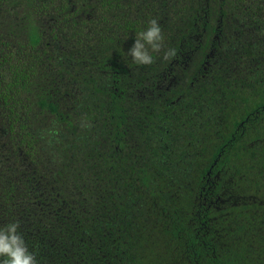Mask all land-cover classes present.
<instances>
[{
	"label": "trees",
	"instance_id": "16d2710c",
	"mask_svg": "<svg viewBox=\"0 0 264 264\" xmlns=\"http://www.w3.org/2000/svg\"><path fill=\"white\" fill-rule=\"evenodd\" d=\"M14 222L36 264H264V0H0Z\"/></svg>",
	"mask_w": 264,
	"mask_h": 264
},
{
	"label": "clouds",
	"instance_id": "9594fccd",
	"mask_svg": "<svg viewBox=\"0 0 264 264\" xmlns=\"http://www.w3.org/2000/svg\"><path fill=\"white\" fill-rule=\"evenodd\" d=\"M162 44L161 26L156 19H152L148 26L134 37L127 55L138 65H149L153 63V54L161 51ZM174 55V50H168L164 53V58ZM18 229L19 224L15 222L0 228V264H36Z\"/></svg>",
	"mask_w": 264,
	"mask_h": 264
}]
</instances>
